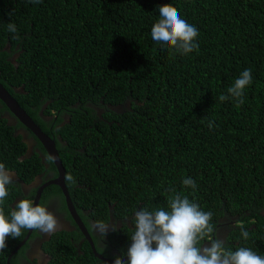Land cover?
<instances>
[{
	"label": "trees",
	"instance_id": "trees-1",
	"mask_svg": "<svg viewBox=\"0 0 264 264\" xmlns=\"http://www.w3.org/2000/svg\"><path fill=\"white\" fill-rule=\"evenodd\" d=\"M166 4L198 29V51L170 54L152 40ZM245 69L253 82L243 104L220 101ZM0 83L55 141L75 180L65 181L73 204L103 257H128L135 212L168 210L175 193L213 213L212 237L228 249L264 256V0H0ZM7 111L4 104L0 163L16 176L6 215L59 176L38 138L29 153L17 134L25 126L10 124ZM38 176L41 185L26 193ZM189 177L195 189L183 185ZM51 199L70 214L57 185L44 189L40 204ZM96 221H115L116 230L93 234ZM28 232L7 239L0 264ZM40 235L34 230L10 264ZM86 240L79 227L53 233L43 244L48 264H109Z\"/></svg>",
	"mask_w": 264,
	"mask_h": 264
},
{
	"label": "clouds",
	"instance_id": "clouds-1",
	"mask_svg": "<svg viewBox=\"0 0 264 264\" xmlns=\"http://www.w3.org/2000/svg\"><path fill=\"white\" fill-rule=\"evenodd\" d=\"M29 2L40 4L42 0ZM8 31H17L15 23L8 24ZM198 35V29L181 18L175 6L166 4L159 7V19L151 28V38L158 44L168 45L170 54H173V50L183 55L198 51ZM252 82L251 70L245 69L227 89L229 95H220V101H225L231 96L237 99L239 107L244 102L245 88ZM208 126L212 128L214 121H209ZM64 179L66 182L75 183L71 174H66ZM13 183L12 172L4 163H0V251L7 247L6 241L9 237L20 238L22 230H38L51 235L60 226L57 216L48 206L36 204L30 198L19 200L6 215L4 203L9 194L8 186ZM183 185L195 189L196 182L189 177L183 180ZM172 191L175 193L174 189ZM167 203L168 210L163 207L153 211L143 208L135 212V230L130 237L128 260L123 261L116 257L114 264H264V256L258 255L250 248L239 247L232 251L226 247L224 240L213 238V213L201 210L200 205L191 201L188 196L175 193ZM237 227L240 228L242 237L249 239V231L244 228L243 223L238 221ZM92 229L104 238L109 224L96 221L92 224ZM112 230H116L115 225H112ZM206 238L210 245L202 246L201 241Z\"/></svg>",
	"mask_w": 264,
	"mask_h": 264
},
{
	"label": "water",
	"instance_id": "water-1",
	"mask_svg": "<svg viewBox=\"0 0 264 264\" xmlns=\"http://www.w3.org/2000/svg\"><path fill=\"white\" fill-rule=\"evenodd\" d=\"M0 100L19 119L20 122L38 138V140L42 143V145L46 149L49 158L53 161L54 165L57 167L59 176L45 183L38 189L35 198V203L40 204L42 193L44 189L47 188L48 186L57 185L58 187H60L66 199L68 212L71 214L72 219L80 228L87 241L91 244L95 256L104 262L113 264L115 260L107 259L103 257V255L98 253L91 234L89 233L81 217L77 213V210L73 204V201L71 199V196L69 194L68 188L65 183V179H64L65 169L62 160L60 158L59 151L56 147L55 141L42 131V129L35 123V121L27 114V112L19 105V103L13 98V96L7 91V89L1 83H0ZM33 231L34 230H29L26 238L21 242V244H19V246L15 248V250L10 255L7 264H10L12 257L29 241ZM121 259L123 261H127L128 257Z\"/></svg>",
	"mask_w": 264,
	"mask_h": 264
},
{
	"label": "flooded vegetation",
	"instance_id": "flooded-vegetation-1",
	"mask_svg": "<svg viewBox=\"0 0 264 264\" xmlns=\"http://www.w3.org/2000/svg\"><path fill=\"white\" fill-rule=\"evenodd\" d=\"M3 106H4V104L1 101L0 102V110L2 109ZM10 112H8V111L6 112V117L9 119V123L10 124L17 123V120H16L17 117L12 112L11 113ZM26 128L27 127H25V129H23V128L19 129L17 134L18 135L21 134L22 136H24L26 142L29 144L28 151H29L30 154H32V152L37 147V142H36L37 137L36 136H32L31 133ZM13 176H16V174H13ZM53 179H51V180H53ZM42 181H43V178L41 176H38L32 184L25 185L23 187L24 191L26 193L31 192L33 188L40 186ZM48 208H49L50 211L55 213V215L58 218L60 226L57 229V231H60L62 229L71 230V229H75L76 227L78 228V226L75 224V221L72 219L71 214H66V213H63V212L60 211V208L58 206V203H57L56 199H51V201H50V203L48 205ZM112 225H115V221H111L109 226H112ZM39 233L41 234L40 237L34 238L33 240L30 241V247L26 251V256L25 257H21L19 259V264H48L49 263L50 258L48 257L47 254L44 253L43 244H44V242L50 240L52 234L51 235H47V234H43L41 232H39ZM93 234L98 235L99 233L98 232L96 233L93 230ZM209 245H210V242L204 243L203 246H209Z\"/></svg>",
	"mask_w": 264,
	"mask_h": 264
}]
</instances>
